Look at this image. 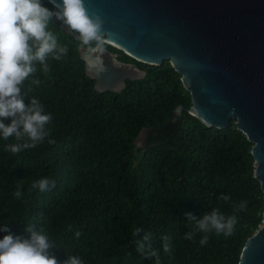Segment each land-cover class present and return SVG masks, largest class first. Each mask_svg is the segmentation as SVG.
I'll use <instances>...</instances> for the list:
<instances>
[{"label":"trees","instance_id":"16d2710c","mask_svg":"<svg viewBox=\"0 0 264 264\" xmlns=\"http://www.w3.org/2000/svg\"><path fill=\"white\" fill-rule=\"evenodd\" d=\"M12 1L23 10L0 0V264H237L263 193L235 120L172 118L191 102L169 61L102 41L144 76L97 91L72 33L101 37L47 0Z\"/></svg>","mask_w":264,"mask_h":264},{"label":"water","instance_id":"95a60500","mask_svg":"<svg viewBox=\"0 0 264 264\" xmlns=\"http://www.w3.org/2000/svg\"><path fill=\"white\" fill-rule=\"evenodd\" d=\"M88 33L101 37L80 51L85 73L99 92L120 91L144 76L119 61L105 42L136 61L168 60L180 75L190 106L178 105L204 127L226 129L234 119L248 142L254 178L263 193L262 220L237 264H264V0H47ZM150 130L144 128L137 138Z\"/></svg>","mask_w":264,"mask_h":264},{"label":"built area","instance_id":"2783aa9c","mask_svg":"<svg viewBox=\"0 0 264 264\" xmlns=\"http://www.w3.org/2000/svg\"><path fill=\"white\" fill-rule=\"evenodd\" d=\"M9 5L13 6L16 11H22L23 8L18 2H13L12 0H5Z\"/></svg>","mask_w":264,"mask_h":264},{"label":"rangeland","instance_id":"374dc122","mask_svg":"<svg viewBox=\"0 0 264 264\" xmlns=\"http://www.w3.org/2000/svg\"><path fill=\"white\" fill-rule=\"evenodd\" d=\"M145 134L146 133H143V135L140 138H137L136 139V144H137L138 147H141L142 146V144L144 142Z\"/></svg>","mask_w":264,"mask_h":264},{"label":"flooded vegetation","instance_id":"af4514ba","mask_svg":"<svg viewBox=\"0 0 264 264\" xmlns=\"http://www.w3.org/2000/svg\"><path fill=\"white\" fill-rule=\"evenodd\" d=\"M145 139V138H144Z\"/></svg>","mask_w":264,"mask_h":264}]
</instances>
